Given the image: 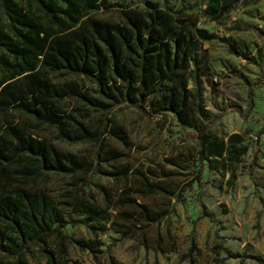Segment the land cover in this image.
<instances>
[{"label":"trees","instance_id":"obj_1","mask_svg":"<svg viewBox=\"0 0 264 264\" xmlns=\"http://www.w3.org/2000/svg\"><path fill=\"white\" fill-rule=\"evenodd\" d=\"M240 1L206 0L203 16L221 23ZM144 4V9H123L116 19H104L100 16L106 8L102 0H0L4 17L0 21V68L6 74L0 78V255L16 259V263L0 264H30L25 254L31 244L40 247L46 259L43 264H68L66 244L70 240L63 229L74 223L89 228L107 223L111 210L119 208L115 202L124 208L122 215L152 221L147 206L132 199V187L121 191L117 201L100 188L102 205L86 196V184L81 182L68 195L72 208H66L52 200L48 191L28 186L50 172L111 177L112 170H103L101 165L111 167L121 156L116 149L98 151L97 162L92 164L75 154L60 153L28 132L27 125L13 123V111L54 128L58 138L69 144L84 142L100 147L113 128L108 114L114 107L127 104L143 114L155 109L157 114H172L180 125L195 129L200 155L209 163L218 159L222 162L227 144L211 142L210 126L205 121L209 112L201 104L200 91L188 89L190 80L185 71L192 65L198 72L203 64L198 55L201 44L212 40H219L229 54L251 65H258V60L228 38L197 27L193 15L171 13L151 0ZM234 29L246 28L234 25L229 30ZM63 73L86 78L93 91L77 92V86L70 83L56 84L53 76ZM243 79L251 97L256 89L264 87V75L255 83ZM66 96L79 103L78 112L62 114L54 108L51 100ZM210 104L221 116L229 110L241 113L234 102L224 105L212 100ZM96 114L99 126L92 130L84 120ZM111 134L118 143L129 146L128 135L121 127H114ZM238 141L237 135L228 137L232 146ZM17 165L24 184L12 188L2 179ZM120 174L129 177L128 170ZM135 180L145 195L173 197V192L152 184L149 178L138 176ZM136 227L120 225L118 232L130 236L138 230ZM51 239L56 241L52 246ZM71 241L95 257L96 252L101 253L90 242ZM256 259L264 264L262 258Z\"/></svg>","mask_w":264,"mask_h":264},{"label":"rangeland","instance_id":"obj_2","mask_svg":"<svg viewBox=\"0 0 264 264\" xmlns=\"http://www.w3.org/2000/svg\"><path fill=\"white\" fill-rule=\"evenodd\" d=\"M102 1L106 8L100 16L116 19L119 10L144 9L146 0ZM151 1L171 13L193 15L197 27L228 38L258 60V65H251L229 54L228 47L219 40H212L201 44L198 55L203 64L198 72L192 65L185 71L190 80L188 89L200 91L201 104L209 112L205 121L210 126L211 142L227 144L222 162L218 159L209 163L200 155L195 129L180 125L172 114L159 115L155 109L143 114L127 104L114 107L108 119L113 128L121 127L128 135L129 146L117 142L111 134L112 128L100 147L84 142L69 144L58 138L54 128L13 111V123L27 125L28 132L60 153L75 154L92 164L97 162L98 151L116 149L121 156L119 163L111 167L101 165L103 170H112L111 177L50 172L28 186L48 191L52 200L66 208H72L68 195L81 182L86 184V196L102 205L104 194L100 188L117 201L121 191L132 187V199L147 206L151 222L137 220L136 214V217L122 215L124 208L115 202L119 208L111 210L112 217L107 223H95V228L74 223L64 228L70 240L66 244L68 264H262L256 257L264 261V87L256 89L251 97L243 77L255 83L264 75V0H241L221 23L203 16L206 0ZM234 25L246 29L229 30ZM5 75L0 68V78ZM53 80L59 85H75L77 92L93 91L92 84L84 77L63 73L54 75ZM212 100L224 105L234 102L241 113L229 110L221 116L210 104ZM51 102L62 114L76 113L80 106L69 96ZM84 123L96 129L99 115ZM231 134L239 136L233 146L228 143ZM123 170H128V178L118 175ZM19 171L20 165L11 167L2 180L11 187L23 186ZM138 176L165 187L173 192V197L143 194L139 191L140 182L135 180ZM120 225L138 230L125 236L118 232ZM71 240L90 242L101 253L96 252L95 257L93 252L81 250ZM55 243V239L50 240L51 246ZM25 258L30 264H43L46 260L40 247L32 244L26 249ZM0 261L16 263L15 257L4 254L0 255Z\"/></svg>","mask_w":264,"mask_h":264}]
</instances>
